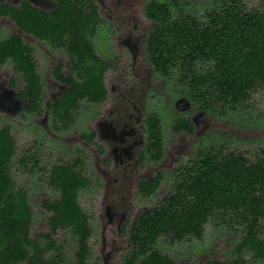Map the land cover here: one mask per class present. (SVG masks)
<instances>
[{"label":"trees","instance_id":"1","mask_svg":"<svg viewBox=\"0 0 264 264\" xmlns=\"http://www.w3.org/2000/svg\"><path fill=\"white\" fill-rule=\"evenodd\" d=\"M55 2L56 7L47 10L28 0L17 5L0 0V17H8L48 49L68 56V75L61 72L60 62L52 70L67 88L48 103L50 127L62 131L72 126L79 110L86 107L83 104L98 106L107 99L104 76L116 57H101L93 45L103 22L96 0ZM201 3L206 5L202 13L196 0L145 1L143 13L154 23L145 43L147 60L154 74L171 82L176 93L185 96L195 109L215 118L232 117L255 103L264 91V0H258L254 8H247L245 0ZM7 62L24 84L17 92V97L25 100L20 112L40 113L45 94L33 49L15 32L0 37V66ZM15 81L13 77L10 85ZM255 115L251 124L263 119ZM142 127L146 142L138 151V161L158 162L164 154L159 116L148 113ZM173 129L192 133L194 126L188 117L179 116ZM81 136L94 143L93 130ZM214 137L218 144L199 142L192 156L177 161L169 173L168 192L161 200L140 212L128 229L127 223L121 225L129 247L119 264H177L157 248L158 240L199 239L210 219L243 233L234 249L237 257L233 264H264V147L248 154L230 146L234 143L231 136ZM15 151L10 127H1L0 264H69L63 244L52 238L59 228L77 242L74 262L86 263L91 257L88 240L92 227L78 202L79 193L89 186L79 167L80 156L41 168L46 169L47 183L58 197L42 201L49 231L39 239L31 236L33 212L27 192L17 187L12 177ZM35 156L25 154L20 159L32 167L38 159ZM164 176L157 169L151 179L139 180L138 195L152 196ZM203 264L225 263L212 259Z\"/></svg>","mask_w":264,"mask_h":264},{"label":"rangeland","instance_id":"2","mask_svg":"<svg viewBox=\"0 0 264 264\" xmlns=\"http://www.w3.org/2000/svg\"><path fill=\"white\" fill-rule=\"evenodd\" d=\"M20 1L5 0L14 5ZM28 1L47 10L56 7L55 0ZM145 1L96 0L98 15L103 22L92 39L93 45L101 57H116L104 76L108 97L98 106L83 104L86 107L79 110L72 126L62 131L50 127L48 103L67 88L55 78L52 70L60 62L61 72L68 75L71 69L68 56L48 49L8 17H0L1 38L15 32L31 45L45 94L40 113H21L25 100L18 98L17 92L23 88V81L13 73L10 62L0 66V128L9 126L15 139L11 173L16 186L27 192L33 212L31 236L43 239L40 234L49 231L47 211L42 207V201L58 197V193L47 183L46 169L41 168L57 162L74 161L80 156L79 167L89 179V186L79 193L78 202L88 214L92 227L88 240L91 257L84 264L120 263L129 247L128 236L121 231V225L127 223L128 229L140 212L166 195L169 173L180 158L187 159L193 155L199 142L205 146L216 145L215 135H229L234 139L230 146L248 154L264 147V91L246 110L232 117L215 118L195 109L185 96L176 93L171 82L154 74L145 51L147 35L154 23L143 13ZM196 1L202 13L206 5L201 2L205 0ZM245 1L247 8L258 5V0ZM13 77L16 81L10 85ZM151 112L161 120L164 154L158 162L146 160L141 164L138 151L146 142L143 119ZM255 114L263 119L251 124ZM179 116L190 119L194 126L192 133L174 131L173 123ZM90 130L95 132L94 143L81 136ZM99 147L103 150L100 151ZM25 154L38 156L32 167H29L30 164L25 166L20 159ZM157 169L165 174L159 188L152 196L142 198L137 193L138 181L151 179ZM261 232L264 239V222ZM242 236L240 230L234 231L222 222L210 219L204 225L201 238L173 242L160 238L157 248L171 256L177 264H203L212 259L233 264L237 257L234 249ZM52 238L63 244L69 264H77L74 262L76 240L60 228L52 234ZM244 256L249 258L246 253Z\"/></svg>","mask_w":264,"mask_h":264},{"label":"flooded vegetation","instance_id":"3","mask_svg":"<svg viewBox=\"0 0 264 264\" xmlns=\"http://www.w3.org/2000/svg\"><path fill=\"white\" fill-rule=\"evenodd\" d=\"M5 1V0H4Z\"/></svg>","mask_w":264,"mask_h":264}]
</instances>
